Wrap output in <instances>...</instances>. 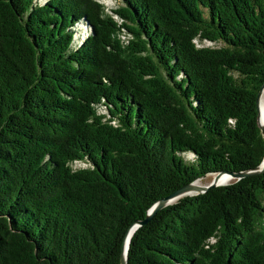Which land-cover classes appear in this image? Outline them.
<instances>
[{"label": "trees", "instance_id": "obj_1", "mask_svg": "<svg viewBox=\"0 0 264 264\" xmlns=\"http://www.w3.org/2000/svg\"><path fill=\"white\" fill-rule=\"evenodd\" d=\"M121 1L0 0V264H121L264 160V0ZM127 257L264 264V171Z\"/></svg>", "mask_w": 264, "mask_h": 264}, {"label": "water", "instance_id": "obj_2", "mask_svg": "<svg viewBox=\"0 0 264 264\" xmlns=\"http://www.w3.org/2000/svg\"><path fill=\"white\" fill-rule=\"evenodd\" d=\"M263 93H264V85H263V87L260 90L259 95H258V110H259L258 124H259V127L261 128V131H262V134L264 137V123L262 124L259 122L260 103H261V98L263 96ZM263 171H264V160L259 166H257L254 169L239 171V172L213 173L216 175V177L208 185L196 186V185H194V183H195V181H194L192 183H189V184L177 189L176 191H174L170 195L160 199L157 203H155L150 208L148 216L144 221L137 222L132 226V229L129 231V233L127 235L126 242L124 244L123 253H122V257H121V264H128L127 254H128L129 244H130L131 237L134 234V231L136 230V228L142 224L149 222L160 210H162L166 206L174 204L175 202H177L178 200H180L181 198H183L185 196H189V195L191 196V195H196V194H200V193H205L210 188L217 187L220 185H225V184L219 183L220 177H222L224 174L229 175L232 179L240 180V179L245 178L247 176L254 175V174H257V173H260Z\"/></svg>", "mask_w": 264, "mask_h": 264}, {"label": "rangeland", "instance_id": "obj_3", "mask_svg": "<svg viewBox=\"0 0 264 264\" xmlns=\"http://www.w3.org/2000/svg\"><path fill=\"white\" fill-rule=\"evenodd\" d=\"M101 1L102 3H104L108 9H115L116 7H118L120 4H122V1L121 0H99ZM81 27V25H80ZM83 28V27H82ZM85 165L83 162L81 161H77L74 163V167H80V166H83ZM213 176H215V174H209L203 178H200L198 179L196 182H200L201 185H208L212 180H213ZM235 179H232L231 181L229 182H226V184H229L231 182H233Z\"/></svg>", "mask_w": 264, "mask_h": 264}, {"label": "bare ground", "instance_id": "obj_4", "mask_svg": "<svg viewBox=\"0 0 264 264\" xmlns=\"http://www.w3.org/2000/svg\"><path fill=\"white\" fill-rule=\"evenodd\" d=\"M259 122L262 123V124L264 123V93H263V96L261 98V103H260V117H259ZM215 177H216V175L213 176V179ZM231 180H232V178L229 175L224 174L222 177H220L219 183L220 184H226V182H229ZM194 185L201 186V183L199 181L198 182L195 181Z\"/></svg>", "mask_w": 264, "mask_h": 264}]
</instances>
